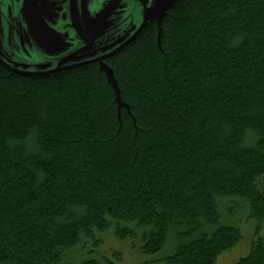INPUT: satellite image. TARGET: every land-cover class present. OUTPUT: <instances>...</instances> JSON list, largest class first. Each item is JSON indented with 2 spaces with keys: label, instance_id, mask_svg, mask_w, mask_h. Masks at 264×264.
I'll list each match as a JSON object with an SVG mask.
<instances>
[{
  "label": "trees",
  "instance_id": "1",
  "mask_svg": "<svg viewBox=\"0 0 264 264\" xmlns=\"http://www.w3.org/2000/svg\"><path fill=\"white\" fill-rule=\"evenodd\" d=\"M101 61L118 99L97 60H0V264H115L65 259L112 225L145 254L173 236L164 264H216L242 238L218 225L229 197L255 221L232 264H264V0H174Z\"/></svg>",
  "mask_w": 264,
  "mask_h": 264
},
{
  "label": "rangeland",
  "instance_id": "2",
  "mask_svg": "<svg viewBox=\"0 0 264 264\" xmlns=\"http://www.w3.org/2000/svg\"><path fill=\"white\" fill-rule=\"evenodd\" d=\"M161 1L17 0L12 9L0 10V58L11 69L23 73H44L103 60L120 47L132 27L137 26L138 30L147 19L157 18ZM105 14L99 27L89 29L98 17ZM128 28L131 29L124 32ZM249 135L252 134H246L243 146L254 144V137L252 141ZM261 187L264 189V177ZM222 200L226 202L222 204ZM217 207L218 225L237 227L242 235L231 250L217 257L216 264H232L248 254L255 221L240 198H217ZM259 235L264 238V221ZM96 237L100 242L94 244L88 240L79 245L74 255L65 259L80 263L89 258L100 260L107 257L115 264H164L162 259L171 254L178 243L173 236H169L161 250L145 254L140 251V238H118L114 225L98 232Z\"/></svg>",
  "mask_w": 264,
  "mask_h": 264
},
{
  "label": "water",
  "instance_id": "3",
  "mask_svg": "<svg viewBox=\"0 0 264 264\" xmlns=\"http://www.w3.org/2000/svg\"><path fill=\"white\" fill-rule=\"evenodd\" d=\"M173 1H174V0H162V1L160 2V5H159V7H158V12H157V18H156V19H153V20L157 23L158 26H159V23H160V19H161V17L163 16L165 10H166V9H167V8L173 3ZM99 21H101L100 17H98V18L96 19V21H94V22L92 23V25L89 27V29H93V28H95V26H96L97 24H99ZM147 21H150V19H147L146 21H144V23H143V24L140 26V28L135 32L134 35H136V34L141 30V28L144 26V24H145ZM159 30H160V28H159ZM134 35H133V36H134ZM133 36H132V37H133ZM132 37H131V38H132ZM98 61H100L101 68L104 70V72H105V74H106V76H107V79H108L109 82L112 84V86H113V88H114V90H115V93H116V95H117V99H118V94H117V89H116V83H115V81H114V79H113V76H112V73H111L110 69L107 68V67L103 64V62L101 61V59L98 60Z\"/></svg>",
  "mask_w": 264,
  "mask_h": 264
},
{
  "label": "flooded vegetation",
  "instance_id": "4",
  "mask_svg": "<svg viewBox=\"0 0 264 264\" xmlns=\"http://www.w3.org/2000/svg\"><path fill=\"white\" fill-rule=\"evenodd\" d=\"M10 2V4H7V3H9ZM15 2H17V0H7V2H6V4H5V1L3 2V1H0V10H4L5 8H8V9H12L13 8V6H14V4H15ZM106 15L107 14H105L104 16H101L100 17V19H101V21H99V24H97L96 26H95V28H97V27H99L101 24H102V22H103V19L106 17ZM66 16L64 15V18H65ZM133 19V17H131V20ZM127 23H129V22H127ZM127 23H125V24H127ZM136 27L137 26H134V27H132V31L128 28V29H126L124 32H128L129 30V32L127 33V38L126 37H124V39H123V41L121 42L122 44H124V43H126L130 38H131V35H133L134 34V32L137 30L136 29ZM94 29V28H93ZM128 35H130V36H128ZM120 43V46L122 45ZM0 60L3 62V60L0 58ZM3 63H5V62H3ZM6 64V63H5ZM7 65V64H6ZM8 66V65H7ZM71 66V65H70ZM9 67V66H8ZM68 67V66H67ZM10 69H11V67H9ZM63 68H65V67H63ZM13 70H16V69H14V68H12ZM58 69H61V68H58ZM53 71V70H52ZM49 72V71H48ZM44 73H46V72H44ZM29 74H43V73H29Z\"/></svg>",
  "mask_w": 264,
  "mask_h": 264
}]
</instances>
